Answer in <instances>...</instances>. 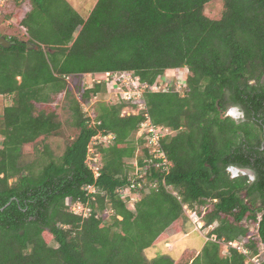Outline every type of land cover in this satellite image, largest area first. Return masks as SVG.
I'll list each match as a JSON object with an SVG mask.
<instances>
[{"label":"trees","instance_id":"1","mask_svg":"<svg viewBox=\"0 0 264 264\" xmlns=\"http://www.w3.org/2000/svg\"><path fill=\"white\" fill-rule=\"evenodd\" d=\"M28 1L7 3L4 17H18L25 33L0 45V94L11 98L0 119V264H249L222 241L245 239L254 254L264 242V0H224L219 18L206 12L212 0H96L87 17L68 0H30L22 15ZM175 68L188 73L181 91L144 93L152 121L175 131L161 140L172 165L165 173L150 163L138 180L157 186L131 208L117 189L136 177L137 155L141 166L150 156L135 138L145 111L120 99L88 114L84 103L105 89L86 88L84 78L134 70L151 85ZM64 90L77 134L61 156L45 145L24 162L26 144L60 134L51 99ZM230 105L246 119L225 115ZM101 131L115 138L98 146L96 178L86 159ZM230 166L256 177L232 176ZM78 202L88 216L70 209ZM185 205L208 230L200 251L149 260L147 248L185 229Z\"/></svg>","mask_w":264,"mask_h":264},{"label":"built area","instance_id":"2","mask_svg":"<svg viewBox=\"0 0 264 264\" xmlns=\"http://www.w3.org/2000/svg\"><path fill=\"white\" fill-rule=\"evenodd\" d=\"M9 1L11 0H0V18L4 17V8ZM187 74L188 73L185 68H175L172 71H166L164 77L157 79L156 82L151 85L143 84L139 75H137L134 70L105 71L95 74H86L90 76L98 75L99 77L94 79V83H102L106 85L109 93L118 97L119 100H139L138 108L136 110H132L134 113L140 110L145 111V119L136 133V140L144 141V146L148 147L150 156L145 157L144 162L146 164L141 166L138 158L139 155H137L133 161L135 166V171L133 173L136 177H132L130 179L131 183L120 186L117 189L121 198L131 208L135 207L136 202L143 196L144 193L149 192L151 187L157 186V182L148 181L147 179H144L143 181L138 180V178H143L144 174L147 173L150 163H155L157 167H162L165 173L170 171V167L172 165L162 147L161 140L165 136L173 135L175 131L166 125H157L152 121L148 113L147 104L144 100V93L146 90L181 91L187 83ZM114 138L115 135L113 133H104L101 131L93 136L88 145L86 163L90 169L93 170L96 178L99 176L100 168L102 166V157L98 150V146L103 142L111 143ZM2 143L3 138L0 135V146ZM141 147L140 149H142ZM138 151L140 150L138 149ZM86 189L89 193H95L97 191V188L94 185L86 186ZM168 189H171V187L168 186ZM184 208L185 212L192 211L187 207V205H185ZM70 209L74 213L82 214L83 216H88L91 212L90 206L79 202L71 204ZM189 216L193 218V221L197 224L198 228H203L204 223L200 221L199 217L193 211L192 213L190 212ZM222 244L224 253H228L230 249L234 248L247 257L249 264H264V261H259V255H264V242L262 241L260 243L261 250L259 254H254L246 246L245 239H235L232 241L223 240Z\"/></svg>","mask_w":264,"mask_h":264},{"label":"rangeland","instance_id":"3","mask_svg":"<svg viewBox=\"0 0 264 264\" xmlns=\"http://www.w3.org/2000/svg\"><path fill=\"white\" fill-rule=\"evenodd\" d=\"M30 1V0H29ZM25 2L23 4V11L22 15L26 10L31 9V2ZM72 6L78 10L84 17H87L93 8L96 0H68ZM224 0H212L207 4L206 12L212 18H219L222 13ZM5 11V9H4ZM18 17L15 18H0V33L4 36H21L25 33V28L19 26L18 24ZM172 73V72H170ZM98 75H86L84 78L85 87H91L94 84V79H97ZM70 87V96H75V88L74 82L69 83ZM104 85V84H103ZM104 91L100 92L97 96L93 97L90 102L84 103L85 111L88 114L94 116L96 114V108L98 102L100 101H107L110 103H116L119 101L118 97L113 94H110L106 85H104ZM67 91L64 90L60 92L58 95H53V103L57 107V112L59 116V120L62 122L61 130L59 135H53L44 138L41 136L37 141L34 143L26 144L23 147V161L28 163L33 161L43 150L45 145H48L49 150L53 153L54 156L58 157L61 156L64 152L66 145L70 142V140L77 134L78 130L72 126V112L70 109V100L66 96ZM5 99V98H4ZM10 98L6 97V101L9 102ZM5 107V100L0 99V115H2L3 110ZM130 111L129 108H124L123 112ZM137 113V111H136ZM232 113L237 116V113L232 111ZM136 138V136H135ZM141 147V146H140ZM139 147V154L141 153V149ZM47 159V155H46ZM232 175L240 174L234 168H231ZM190 212H186L188 221L185 225V229L179 233L175 231H169V236L167 239L152 245L151 247L145 250V256L152 260L156 257L162 255H169L172 258H178L185 250H189L190 248H199L205 242L206 235L208 230L206 228H198L197 224L191 218Z\"/></svg>","mask_w":264,"mask_h":264},{"label":"flooded vegetation","instance_id":"4","mask_svg":"<svg viewBox=\"0 0 264 264\" xmlns=\"http://www.w3.org/2000/svg\"><path fill=\"white\" fill-rule=\"evenodd\" d=\"M232 111L236 112L238 117H236L232 113ZM225 115L232 116L233 118H235L237 120H245L246 119L244 110L240 106H237V105H230L226 109ZM263 147H264V140L262 141V148ZM231 168H234L236 170V172L238 171L240 174H247L249 176L250 180H254L255 177H256V173L253 170L249 169V168H240V167H236V166H230L229 167V171L230 172H231ZM244 169H248L249 171H247L246 173H243ZM231 174H232V172H231ZM237 175H239V174L232 175V176H237ZM256 200H257V205H262L261 199L259 197L256 198Z\"/></svg>","mask_w":264,"mask_h":264},{"label":"water","instance_id":"5","mask_svg":"<svg viewBox=\"0 0 264 264\" xmlns=\"http://www.w3.org/2000/svg\"><path fill=\"white\" fill-rule=\"evenodd\" d=\"M12 42L7 39L5 36H1L0 37V45L4 46V47H9L11 46ZM30 46H34L32 43H30ZM247 171H249L248 169H244L243 173H246Z\"/></svg>","mask_w":264,"mask_h":264},{"label":"crops","instance_id":"6","mask_svg":"<svg viewBox=\"0 0 264 264\" xmlns=\"http://www.w3.org/2000/svg\"><path fill=\"white\" fill-rule=\"evenodd\" d=\"M1 36H4V35H1ZM1 36H0V37H1ZM7 39H8V38H7ZM172 70H173V69H170V70H167V71H172ZM6 97H7V98H10V96H4V95L0 94V99L5 100V106L11 104V98H10L9 102H7V101H6ZM4 98H5V99H4ZM4 108H5V107H4ZM3 113H4V110H3ZM3 113H2V115H0V119L3 117ZM201 247H202V246H200L199 248H190V249H198V251H200ZM174 259H176V258H174Z\"/></svg>","mask_w":264,"mask_h":264}]
</instances>
